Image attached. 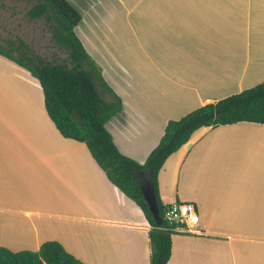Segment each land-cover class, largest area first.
Returning <instances> with one entry per match:
<instances>
[{
  "label": "crops",
  "instance_id": "0c3cea01",
  "mask_svg": "<svg viewBox=\"0 0 264 264\" xmlns=\"http://www.w3.org/2000/svg\"><path fill=\"white\" fill-rule=\"evenodd\" d=\"M68 1L122 99L106 126L140 163L170 119L264 81V0ZM190 142L159 190L164 204L193 201L201 232L174 233L168 264H264V124L203 127ZM151 228L86 143L61 134L39 80L0 54V246L56 240L87 264H150Z\"/></svg>",
  "mask_w": 264,
  "mask_h": 264
},
{
  "label": "trees",
  "instance_id": "16d2710c",
  "mask_svg": "<svg viewBox=\"0 0 264 264\" xmlns=\"http://www.w3.org/2000/svg\"><path fill=\"white\" fill-rule=\"evenodd\" d=\"M28 15L31 19L46 17L52 39L67 53V61L51 63L28 48L20 52L21 56H15L0 46V54L26 68L39 80L47 113L61 134L86 143L110 181L143 209L152 225L150 264H168L172 255V236L176 232L166 222L157 224L141 189L144 180L151 177L163 217L165 204L160 196L159 173L166 160L203 127L241 121L264 124V81L202 105L179 119H170L158 145L147 160L140 163L119 150L106 126L123 109V103L105 82L101 68L76 32L82 19L80 11L68 0H37ZM105 91L112 94L111 99L106 98ZM0 264L87 263L70 253L61 242L48 240L38 250L12 251L0 246Z\"/></svg>",
  "mask_w": 264,
  "mask_h": 264
},
{
  "label": "rangeland",
  "instance_id": "374dc122",
  "mask_svg": "<svg viewBox=\"0 0 264 264\" xmlns=\"http://www.w3.org/2000/svg\"><path fill=\"white\" fill-rule=\"evenodd\" d=\"M36 2L37 0H0V46L15 56H21L20 52L28 48L48 62L67 61V53L52 39L46 17H29L28 10Z\"/></svg>",
  "mask_w": 264,
  "mask_h": 264
},
{
  "label": "built area",
  "instance_id": "2783aa9c",
  "mask_svg": "<svg viewBox=\"0 0 264 264\" xmlns=\"http://www.w3.org/2000/svg\"><path fill=\"white\" fill-rule=\"evenodd\" d=\"M163 220L175 232H201L200 216L193 201L182 200L165 204Z\"/></svg>",
  "mask_w": 264,
  "mask_h": 264
},
{
  "label": "water",
  "instance_id": "95a60500",
  "mask_svg": "<svg viewBox=\"0 0 264 264\" xmlns=\"http://www.w3.org/2000/svg\"><path fill=\"white\" fill-rule=\"evenodd\" d=\"M191 145V142L188 143ZM144 198L146 202L149 204V207L153 213V216L158 225H162L164 223L163 217L160 213V208L157 200V194L155 191V185L150 176H147L144 180V183L141 186Z\"/></svg>",
  "mask_w": 264,
  "mask_h": 264
}]
</instances>
